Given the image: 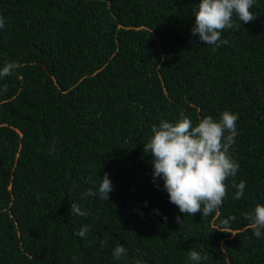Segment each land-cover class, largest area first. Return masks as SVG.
<instances>
[{"label": "trees", "instance_id": "obj_1", "mask_svg": "<svg viewBox=\"0 0 264 264\" xmlns=\"http://www.w3.org/2000/svg\"><path fill=\"white\" fill-rule=\"evenodd\" d=\"M199 3L0 0V68L19 65L0 79V264H190L189 250L201 264H264V235L244 215L264 205V0L215 50L191 35ZM224 111L239 117V170L221 207L184 216L144 145L162 119L196 126Z\"/></svg>", "mask_w": 264, "mask_h": 264}, {"label": "clouds", "instance_id": "obj_2", "mask_svg": "<svg viewBox=\"0 0 264 264\" xmlns=\"http://www.w3.org/2000/svg\"><path fill=\"white\" fill-rule=\"evenodd\" d=\"M255 4L256 0H200L193 11L195 26L191 29V35L198 34L199 40L213 46V50L221 44L226 45L228 41L222 39V30L233 27V16H238L244 24L255 21L256 15L250 11ZM4 27V18L0 16V29ZM18 67L14 61L5 63L0 68V79L12 75ZM180 117L174 123L162 119L158 125H152V135L144 145V153L153 157V178L163 180L169 201L178 207L180 213L184 216H208L222 206L227 198L226 181L234 178L240 167L230 155V149L238 135L236 121L239 117L224 111L218 120L210 115L205 116L196 126L183 113ZM233 187L236 189L233 198L241 199L246 182L241 180ZM113 190L109 174L105 173L97 189L99 198L109 201V193ZM97 191L89 188L83 195L96 196ZM70 211L71 215H88L76 203L71 204ZM244 215L250 221L249 227L254 237L261 238L264 235V205L258 204L253 212ZM176 220L178 223L182 222L179 216ZM89 230L84 225L75 235L85 238ZM100 243L102 247L107 245L106 240ZM125 253L126 249L118 245L112 255L114 259L120 260ZM187 256L190 264H201L206 259L195 250H189ZM136 264L142 262L137 260Z\"/></svg>", "mask_w": 264, "mask_h": 264}]
</instances>
